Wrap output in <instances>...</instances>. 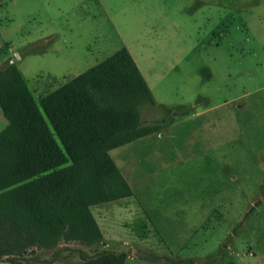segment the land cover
<instances>
[{"label":"rangeland","instance_id":"rangeland-1","mask_svg":"<svg viewBox=\"0 0 264 264\" xmlns=\"http://www.w3.org/2000/svg\"><path fill=\"white\" fill-rule=\"evenodd\" d=\"M121 48L167 126L109 152L134 196L91 208L101 242L22 261L264 264V0H0V67L37 102Z\"/></svg>","mask_w":264,"mask_h":264},{"label":"trees","instance_id":"trees-1","mask_svg":"<svg viewBox=\"0 0 264 264\" xmlns=\"http://www.w3.org/2000/svg\"><path fill=\"white\" fill-rule=\"evenodd\" d=\"M146 105L156 107L125 48L39 102L14 63L0 67V111L7 121L0 131V262L59 264L21 258L60 241L101 242L91 207L133 195L109 152L167 126L166 118L145 122L140 108ZM125 258L102 252L83 264H124Z\"/></svg>","mask_w":264,"mask_h":264},{"label":"crops","instance_id":"crops-1","mask_svg":"<svg viewBox=\"0 0 264 264\" xmlns=\"http://www.w3.org/2000/svg\"><path fill=\"white\" fill-rule=\"evenodd\" d=\"M135 62V61H134ZM136 64V63H135ZM137 65V64H136ZM0 66H1V64H0ZM137 67H138V65H137ZM138 69H139V67H138ZM139 71H140V69H139ZM143 76V75H142ZM144 78V77H143ZM145 80V79H144ZM146 82V81H145ZM147 84V83H146ZM148 86V85H147ZM149 88V87H148ZM150 90V89H149ZM151 92V91H150ZM151 95H152V93H151ZM152 97H153V95H152ZM153 99H154V97H153ZM154 101H155V99H154ZM156 103V102H155ZM1 112V111H0ZM2 114V113H1ZM136 142H139V141H141V138H139V139H137V140H135ZM135 141H133V142H131V143H135ZM128 183V182H127ZM129 186H132V185H129ZM131 188V187H130ZM132 190V189H131ZM133 192V191H132ZM132 196H134V192H133V195ZM131 196V197H132ZM131 197H128V198H131ZM124 199H126V198H124ZM124 199H120V200H124ZM120 200H117V201H120ZM110 203V202H109ZM101 205V204H100ZM95 206H99V205H95ZM92 207H94V206H92ZM91 207V208H92ZM99 226V225H98ZM152 259H154V260H157L158 259V257L157 256H154V257H152ZM183 259H191L192 261H193V259L192 258H182V259H180V260H183ZM154 260H151V261H154ZM168 261H170V263L171 264H180V263H177V262H179L180 260H171V259H167ZM194 264V263H193Z\"/></svg>","mask_w":264,"mask_h":264}]
</instances>
